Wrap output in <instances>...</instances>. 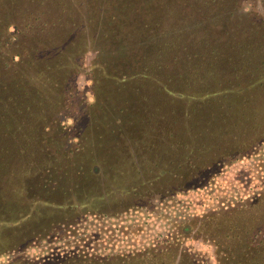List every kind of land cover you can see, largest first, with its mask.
I'll return each instance as SVG.
<instances>
[{
  "label": "rangeland",
  "instance_id": "obj_1",
  "mask_svg": "<svg viewBox=\"0 0 264 264\" xmlns=\"http://www.w3.org/2000/svg\"><path fill=\"white\" fill-rule=\"evenodd\" d=\"M0 264H264V0H0Z\"/></svg>",
  "mask_w": 264,
  "mask_h": 264
}]
</instances>
